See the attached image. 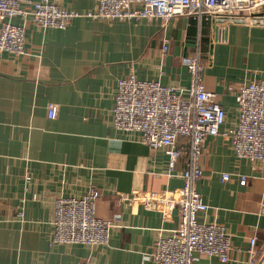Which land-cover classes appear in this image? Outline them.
I'll list each match as a JSON object with an SVG mask.
<instances>
[{
    "label": "crops",
    "instance_id": "crops-1",
    "mask_svg": "<svg viewBox=\"0 0 264 264\" xmlns=\"http://www.w3.org/2000/svg\"><path fill=\"white\" fill-rule=\"evenodd\" d=\"M49 1L79 15L63 29L14 16L10 21L25 28L24 53L0 52V264H154L155 232L174 229L177 213L163 218L133 197H170L183 185L187 154L170 169L163 150L114 128V94L129 73L185 88L193 56L226 113L199 161L195 188L207 207L197 219L223 225L233 246L227 262L201 255L196 264H247L249 239L264 246L263 167L238 158L224 132L238 116L234 89L264 72V24L224 27L194 15L175 16L166 27L145 18L106 21L86 15L96 0ZM49 103L57 105L52 119ZM178 142L188 148L186 139ZM91 187L102 192L96 217L115 219L107 242H55L56 199L83 197Z\"/></svg>",
    "mask_w": 264,
    "mask_h": 264
},
{
    "label": "built area",
    "instance_id": "built-area-1",
    "mask_svg": "<svg viewBox=\"0 0 264 264\" xmlns=\"http://www.w3.org/2000/svg\"><path fill=\"white\" fill-rule=\"evenodd\" d=\"M73 10L62 8L49 0H0V52L15 55L24 53V25L10 19L20 16L39 28H65L78 16ZM87 16L110 21L159 20L163 27L178 15H194L227 27L231 24H264V0H96L95 9ZM162 39L161 52L168 48ZM190 83L174 89L154 80H139L133 73L118 79L112 108L114 128L137 134L150 149H161L168 156V166L187 154L181 173L183 185L174 189L170 197L160 193L134 195L149 209H156L165 218L175 209L177 225L168 234L156 230L151 247L154 264H196L201 255L215 256L220 261L230 260L233 249L231 235L221 224L199 221L198 213L207 205L195 188L202 176L199 164L208 136L220 133L225 121V110L218 102L216 92L205 88L202 82L204 65L198 56L187 60ZM238 116L233 127L224 134L238 158L258 162L264 176V72L261 77L240 83L234 89ZM57 105L46 107L48 118H55ZM184 138L188 148L178 142ZM227 180L229 175L222 173ZM246 177H240L245 184ZM102 192L91 187L83 197H60L55 201V242L97 245L107 242L114 218L95 215V203ZM257 237L249 239L245 250L247 264H264V246L256 249Z\"/></svg>",
    "mask_w": 264,
    "mask_h": 264
}]
</instances>
